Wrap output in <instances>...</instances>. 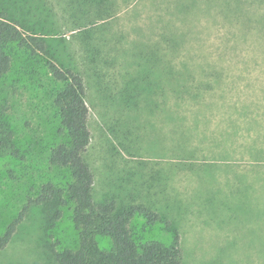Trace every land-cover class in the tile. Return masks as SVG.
Returning <instances> with one entry per match:
<instances>
[{
    "label": "rangeland",
    "instance_id": "374dc122",
    "mask_svg": "<svg viewBox=\"0 0 264 264\" xmlns=\"http://www.w3.org/2000/svg\"><path fill=\"white\" fill-rule=\"evenodd\" d=\"M40 1L29 16L38 33L23 34L44 37L47 51L12 47L0 76L15 145L0 153V233L42 183L69 180L47 161L59 140L52 99L60 84L46 63L60 60L61 39L84 81L95 196L130 195L161 217L149 225L134 215L133 239L168 243L177 233L181 264H264V0H113L117 14L93 28L102 45L93 64L61 0ZM65 201L52 226L32 205L0 264H56L50 246L75 248Z\"/></svg>",
    "mask_w": 264,
    "mask_h": 264
},
{
    "label": "trees",
    "instance_id": "16d2710c",
    "mask_svg": "<svg viewBox=\"0 0 264 264\" xmlns=\"http://www.w3.org/2000/svg\"><path fill=\"white\" fill-rule=\"evenodd\" d=\"M33 1L37 4L32 5ZM39 2L0 0V76L10 69L12 47L25 49L31 56L47 51L48 40L44 37L23 34L24 30L38 33V29L30 23L29 16L32 14L30 9L36 13L42 10ZM61 2L67 28L80 31L82 46L86 49L89 62L93 64L101 60V39H97L93 28L100 29L117 14L114 1ZM38 23L43 27L42 21ZM64 47L60 39V60L46 63L53 81L60 84L52 99L58 119L56 135L59 140L49 147L47 161L50 165L65 169L69 180L64 187L44 182L34 196L28 197L18 216L0 233V251L7 246L32 205L43 207L45 221L52 226L60 218L67 196L72 203L71 220L78 232V243L75 248L57 249L50 246V256L56 264H181L182 253L177 233L168 243L157 240L139 242L131 236L128 224L134 215L142 216L149 225L161 221L159 213L152 207L136 201L128 195L129 192L126 194L129 199L124 198L120 202L117 198L95 196L94 175L85 158L91 135L87 124L89 109L83 98L84 81L76 67L70 63V55ZM121 102L125 106H133L130 97L122 96ZM13 137L11 125L0 111V153H13ZM164 226L170 228L167 221ZM97 236L107 238L110 246L101 248Z\"/></svg>",
    "mask_w": 264,
    "mask_h": 264
}]
</instances>
